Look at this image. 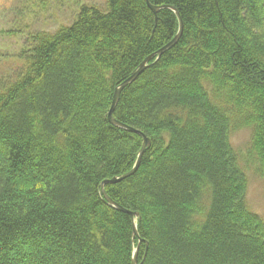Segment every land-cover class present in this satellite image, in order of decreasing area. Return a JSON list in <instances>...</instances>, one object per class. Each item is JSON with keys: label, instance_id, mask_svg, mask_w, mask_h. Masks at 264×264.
<instances>
[{"label": "trees", "instance_id": "1", "mask_svg": "<svg viewBox=\"0 0 264 264\" xmlns=\"http://www.w3.org/2000/svg\"><path fill=\"white\" fill-rule=\"evenodd\" d=\"M82 4L0 73V264H264L242 162L264 178V0ZM23 8L28 4L24 3ZM27 25V26H26ZM26 31V33H24ZM127 86L110 123L115 90ZM251 129L245 162L231 135ZM241 164V165H240Z\"/></svg>", "mask_w": 264, "mask_h": 264}, {"label": "rangeland", "instance_id": "2", "mask_svg": "<svg viewBox=\"0 0 264 264\" xmlns=\"http://www.w3.org/2000/svg\"><path fill=\"white\" fill-rule=\"evenodd\" d=\"M105 1L0 0V73H6L7 68L18 64L16 56L26 41V35L16 31L20 26L19 18L24 17V24L31 26L29 30L52 32L62 24L71 23L78 7L82 4L104 7ZM24 3L28 4L27 8L22 7ZM231 136V144L239 157V163L240 156L245 162V150L251 138V129L236 130ZM242 164L244 165L243 162ZM243 167L248 179V206L252 212L264 220V178H261L258 173L256 174L255 169L247 167L246 164Z\"/></svg>", "mask_w": 264, "mask_h": 264}, {"label": "water", "instance_id": "3", "mask_svg": "<svg viewBox=\"0 0 264 264\" xmlns=\"http://www.w3.org/2000/svg\"><path fill=\"white\" fill-rule=\"evenodd\" d=\"M146 2H147V4H148L149 8L153 11V13H154L156 16H157V14H158V12H159L160 10H162V9H170V10H172V11L176 14V16H177V18H178V21H179V31H178L176 37H175L171 42H169L166 46H164L162 49H160V50L157 52V56H158V58H160L161 55H162L165 51L169 50L170 48H172L173 46H175V45L179 42V40H180V38L182 37V34H183V21H182V19H181V17H180L179 12H178L174 7H171V6H160V7H158V6H153V5H151V3H150L149 0H146ZM151 59H152V57H150L149 59H147L146 61H144V62L140 65V67H139V68H138V69H137V70L131 75V77H129V78H128L126 81H124L119 87H117V89L115 90V93H114V97H113V101H112L111 109H110V111H109V116H108L110 123L113 124L114 126H116V127H118V128H121V129H123V130L129 131V132L137 133V134H139V135L143 138V145H142V148H141V150H140V152H139L138 159H137V161H136L135 166L132 168L131 171H129V172H127V173H125V174H123V175H121V176H116V177H114V178H112V179L106 180V181H104V182L102 183V185H101V192H102L103 197H105L106 201H107V202H108V203H109L114 209H116V210H118V211H120V212L126 213V214H128V215L131 216V218H132V220H133V225H134V227H133V228H134L133 233H134V236H135V237H136V236L138 237V230H137V224H136V221H137V219H138V217H139V214L136 213V212L129 211V210L123 208L122 206H120L119 204H117L116 202H114V201H113V200L107 195V193H106V191H105V186L108 185V184H117V183H119V182H121V181H123V180H125V179H127V178H129V177H131L132 175H134V174L137 172V170H138V168H139V166H140L141 159H142V157H143V155H144V152H145L146 149L150 146L151 141H150V139H149L148 137H146V136H145L142 132H140L139 130H136V129L132 128V127H129V126H127V125H125V124H123V123H121V122L115 120V118H114V112H115V110H116V108H117V106H118V103H119V100H120V96H121L123 90H124L127 86L133 84V83L139 78V76H140V75H141V74H142V73L148 68V63L151 61ZM132 264H139V263H138V248H137L136 251H135V254H134V257H133V262H132Z\"/></svg>", "mask_w": 264, "mask_h": 264}, {"label": "bare ground", "instance_id": "4", "mask_svg": "<svg viewBox=\"0 0 264 264\" xmlns=\"http://www.w3.org/2000/svg\"><path fill=\"white\" fill-rule=\"evenodd\" d=\"M171 41H172V40H171ZM171 41H170V42H171ZM177 44H178V43H177ZM177 44H176V45H177ZM165 46H166V45H165ZM173 47H174V46H173ZM170 49H171V48H170ZM170 49H169V50H170ZM165 52H166V51H165ZM245 151H246V150H245ZM242 166H244V165L242 164ZM247 193H248V191H247ZM104 198H105V197H104ZM262 220H263V219H262ZM263 221H264V220H263ZM133 229H134V228H133Z\"/></svg>", "mask_w": 264, "mask_h": 264}]
</instances>
